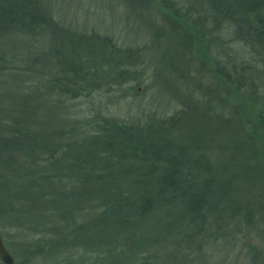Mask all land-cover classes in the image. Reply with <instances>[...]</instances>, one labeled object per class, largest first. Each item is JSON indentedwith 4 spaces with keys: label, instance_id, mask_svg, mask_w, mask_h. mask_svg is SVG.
<instances>
[{
    "label": "trees",
    "instance_id": "1",
    "mask_svg": "<svg viewBox=\"0 0 264 264\" xmlns=\"http://www.w3.org/2000/svg\"><path fill=\"white\" fill-rule=\"evenodd\" d=\"M157 4L169 17L155 33L168 47L164 52L169 54L161 55L167 67L176 64L180 73L190 64L201 71L204 63L197 65L190 57L195 49L207 48L205 35L216 30L225 35V46L235 42L250 54L251 68L213 61L206 68L216 82L210 91L215 102L206 96L203 106L180 115L143 125L110 119L77 122L66 132L45 131L44 116L35 105H50L56 97L61 106L68 96L88 95L100 82L101 67L107 70L104 79L111 72L124 75L134 53L57 28L35 0H0L4 236L11 227L19 229L17 234L24 227L28 235L59 232L67 243L85 247L86 234L96 232L100 247L95 254H107L111 240L118 253L134 258L136 252L147 255L168 244L183 250L206 227L224 228L225 220L249 210V201L233 206L235 193L246 199L256 191L264 210V149L258 148L264 144V107L256 117L251 108L249 112L263 101L254 95L252 71L264 66V0H190L189 9L200 6L193 17L171 0ZM83 44L89 49L82 50ZM118 77L110 81L120 85ZM239 160L243 173L250 174L249 165L260 177L257 189L252 178L235 186ZM56 223L59 229L53 227ZM174 253L175 259L184 254Z\"/></svg>",
    "mask_w": 264,
    "mask_h": 264
},
{
    "label": "rangeland",
    "instance_id": "2",
    "mask_svg": "<svg viewBox=\"0 0 264 264\" xmlns=\"http://www.w3.org/2000/svg\"><path fill=\"white\" fill-rule=\"evenodd\" d=\"M171 1L181 9V13L188 11L192 17L200 13L199 5L189 9L190 0ZM35 6L59 29L63 28L70 34L94 38L99 43L107 42L121 51L134 53L131 59L134 62L126 67L124 75L111 72L107 79H104L107 70L101 67L104 73L101 77L98 75L100 82L88 93L90 96H68L62 100L61 106L56 97L54 103L47 106L39 102L44 100L36 98L39 105H35V108L44 116L45 131L68 129V132L77 122H98L103 119L143 125L152 118L180 115L191 106H203L207 101L206 96L215 102V96L210 91L216 82H213L212 74L206 68L211 66L213 61L221 64L227 62L236 67L241 65L244 70L251 68L250 54L235 42L225 46V35L216 30L205 35L208 39L207 48L199 51L195 49L190 57L194 58L197 65L204 63L201 71H196L190 64H186L185 71L180 73L177 72L176 64H169L167 67L161 55L167 53L164 51L168 47H162L161 37L156 38L160 34L155 33L159 32L169 17L161 11L157 0H35ZM93 41L91 39L86 43L92 44ZM87 49L89 47L83 44L82 50ZM212 67L210 69L215 68ZM257 70L254 69L253 77L251 76L254 80L253 92L263 101H258L256 109L249 107V112L251 108L250 114L254 117L264 107V66ZM114 77L120 79L116 80L121 82L120 85L111 82ZM54 96L55 94L51 95ZM222 112H225L224 109H221L220 113ZM190 121L195 122L193 113L190 115ZM261 130H264V126ZM258 148L264 149V144H259ZM237 163L241 172L235 186L242 180L252 178L255 187L260 177L252 173V166H247L251 172L245 174L243 162L239 160ZM257 188L256 186L255 189ZM251 195L245 199L237 193L234 194L233 206L242 200L246 203L249 201V210L225 220L224 228L220 225L219 231L217 226L206 227V231L190 241V245L183 250L168 244L154 247L147 255L136 252L134 258H129L125 253H118L110 239L108 253L102 256L95 254L94 250L100 247L95 243L98 239L96 232L86 234V238L82 240L85 247H81L77 242L67 243L69 241L62 238L59 232L28 235L24 227L18 234L15 230L19 229L11 227L7 236L1 231L0 235L14 264H22L26 259L30 260V264H264V210L261 212L258 206L261 196L256 191ZM53 227L59 229L57 223ZM179 251L184 254L175 259L178 255L174 252Z\"/></svg>",
    "mask_w": 264,
    "mask_h": 264
},
{
    "label": "water",
    "instance_id": "3",
    "mask_svg": "<svg viewBox=\"0 0 264 264\" xmlns=\"http://www.w3.org/2000/svg\"><path fill=\"white\" fill-rule=\"evenodd\" d=\"M0 264H14L13 258L6 250L0 235Z\"/></svg>",
    "mask_w": 264,
    "mask_h": 264
}]
</instances>
